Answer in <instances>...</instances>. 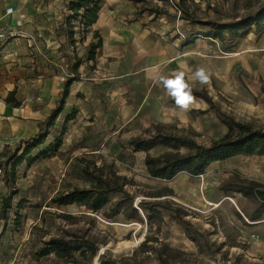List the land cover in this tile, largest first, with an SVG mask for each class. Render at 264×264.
I'll list each match as a JSON object with an SVG mask.
<instances>
[{
	"label": "rangeland",
	"instance_id": "rangeland-1",
	"mask_svg": "<svg viewBox=\"0 0 264 264\" xmlns=\"http://www.w3.org/2000/svg\"><path fill=\"white\" fill-rule=\"evenodd\" d=\"M67 1L0 0V10L13 5L12 19L31 20L42 39L49 40L58 29L66 35ZM181 1L198 23L182 17L177 8ZM262 4L264 0H101L100 29L109 40L98 65L99 79L94 86L89 79L86 98L68 105L31 155L60 135L64 117L75 110L61 146L31 165H16L13 184L0 171V204L14 189L12 204L23 199L18 224L13 222L14 210L0 218V264H53L52 255L36 260L33 252L49 235L83 229L97 246L92 264H264V213L252 220L258 201L237 192L250 180L264 184V156L230 157L211 163L196 177L180 172L167 181L150 177L143 160L146 154L157 156L170 148L145 152L129 145L131 139H148L158 130L208 146L227 132L226 122L264 128V30L251 26L245 36L224 32L223 40H210L204 36L210 27L203 24L238 19ZM135 22V32L128 34ZM72 24L81 37V26ZM188 43L192 45L184 50ZM197 67L209 70L207 83L193 78ZM86 69L90 77L93 68L87 63ZM178 71L209 102L193 95L195 107L181 110L160 83L161 76ZM9 76L15 81L20 77ZM7 77L0 70V103L10 86H2ZM27 90L20 93L29 100L41 95L37 87ZM22 109L17 111L21 115L11 116L13 129L2 132L10 139L5 145L0 142V154L12 151L21 132L26 140L45 131L31 121L46 120L47 101ZM98 168L103 178L116 176L115 185L128 193L122 205H116L124 198L120 191L110 193L107 206L97 212L53 202L73 188H88L92 181L85 169L98 174ZM162 194L168 195L157 197Z\"/></svg>",
	"mask_w": 264,
	"mask_h": 264
},
{
	"label": "trees",
	"instance_id": "trees-1",
	"mask_svg": "<svg viewBox=\"0 0 264 264\" xmlns=\"http://www.w3.org/2000/svg\"><path fill=\"white\" fill-rule=\"evenodd\" d=\"M101 0H68L66 8L68 14L65 15L64 23L67 28V37L73 42L74 24L76 21L85 33L89 31L93 23L101 14ZM183 12V18L191 24L198 23L193 19L187 10L183 7L182 1L177 6ZM159 13V12H158ZM210 27V30L204 35L210 38L223 40V33L231 35L245 36L249 33L251 26L257 30H264V4L251 14L242 16L238 19L230 18L229 21H211L207 20L203 23ZM81 31V32H82ZM96 42L88 44L87 60H94L96 50L101 46L102 40L95 32ZM196 37V36H195ZM80 59H76L72 64L73 68L79 66ZM71 80L64 85L58 103L51 110L44 123V132H40L36 137L26 140L21 139L11 152H3L0 154L2 162H0V171L3 172L4 180L8 184L14 183L15 167L19 163L26 162L31 165L40 157H46L49 153L56 152L62 143V135L65 133V125L69 120L75 117V110H72L63 119L60 135L55 137L53 141L48 143L44 148L37 150L35 156L31 155L34 148L44 143L48 132L46 131L53 124L58 114L63 110L64 100L68 96V88ZM192 95L199 96L209 102V99L199 92L192 90ZM6 103H10L14 107L19 106L13 96V92H9L5 98ZM227 132L219 139L213 141L208 146L197 144L192 139L174 135L171 133H163L157 131L148 139L135 137L129 141L131 149L134 151L148 152L156 146H164L170 148L171 151L164 152L157 156L146 154L143 162L145 169L150 177L163 180H171L178 173L185 172L190 177H196L203 174L206 168L213 162L223 161L234 156H264V128H254L248 123H240L235 121L226 122ZM185 148L186 153H180L179 149ZM10 165V170L7 166ZM98 174H93L85 169V173L90 177L92 183L88 188H73L66 193L57 195L53 202L57 205L76 203L85 206L89 211H100L109 203V194L120 191L124 194V198L116 205L123 204V200L128 198V193L123 192L122 186L114 183L113 179L103 178L101 169H97ZM170 191V190H168ZM17 192L16 189L8 195L2 197L0 204V218L6 219V213L14 210V224H18L20 220L19 209L22 207L23 199L12 204V197ZM244 197L257 200L259 205L254 210L252 220H257L261 213H264V184L250 180L246 186L240 187L237 191ZM168 194L157 195L164 196ZM179 223H182V221ZM183 224H187L184 223ZM188 231V230H187ZM188 237L195 240V236ZM97 253V246L94 241L86 236V230L80 232L61 230L59 235H49L47 240H43V244L38 250L33 252V257L39 260L42 257L52 255L53 264H92V259ZM101 262V261H100Z\"/></svg>",
	"mask_w": 264,
	"mask_h": 264
},
{
	"label": "crops",
	"instance_id": "crops-1",
	"mask_svg": "<svg viewBox=\"0 0 264 264\" xmlns=\"http://www.w3.org/2000/svg\"><path fill=\"white\" fill-rule=\"evenodd\" d=\"M8 6L12 7L13 12L12 14L5 15L4 10ZM15 14L16 9L11 4L4 6L0 10V22L13 32V35L5 44L4 51L6 54L0 58V70L3 69V71L8 74L7 80L2 86L10 85L5 91H8V93L13 92L15 100L19 102V106L17 107H14L10 103H6L5 96L8 93H5L4 101L0 103V142H3L4 145L7 144L5 139L9 140L10 136L2 132H5L9 127L10 129L12 128L11 123L13 122L10 120L12 118L11 116L19 115L20 113L17 111H24L22 108L25 105L33 107L40 101L45 100L48 106V110L45 112L47 118L51 110L58 103V97L61 96L62 89L68 80H71V83L68 88V96L65 99L66 103H64L63 110L58 114L57 118L67 109L68 105L73 103V101H81L82 98L85 99L88 90V81L90 79L93 86L97 83L99 79L98 65L100 59L106 56L104 51L106 49L108 50V36L102 34L100 29L102 22V20H100V14H98V19L92 24L89 31L85 33V37L82 32L81 37L77 35V31L74 32L72 43L67 37V30L64 36L61 29H58L54 36H50L49 40H43L41 33L34 29L35 25L31 20L20 19L18 22L17 19H12ZM136 24L138 25V22L128 27L129 29H126V32H128V34L134 33ZM62 26L61 24V28ZM111 26L114 27V24H111ZM75 28L76 26H74V29ZM92 32L93 35L96 32L100 36L102 44L97 49L98 54H95L94 60H87L88 44L97 41L96 37H92ZM137 32H140V30H137ZM88 34H90V36H88ZM207 38L211 40L210 37ZM66 39H68V42ZM191 45V43L185 45L183 49L186 50ZM111 48H113V46H111ZM76 59H80V63L75 69L72 67V64ZM87 63L93 68L92 71H90V77L87 75ZM58 65L65 66V68L60 69ZM10 73H16L17 77L20 76L19 79L17 81L13 80V78L9 76ZM189 85L193 87L191 83H189ZM36 87L38 92H41V95L38 94L35 100H29L20 93V91L24 89L30 90L36 89ZM42 90H46L45 94L42 93ZM90 100H93V96L90 97ZM148 103L150 104V101H148ZM156 104L157 103L152 102L150 106H155ZM194 107L195 106L191 104L189 109ZM164 113L165 112L162 111V114ZM31 122L35 124L37 129L42 128L45 123L41 118H37V120ZM13 134L16 135V131H14ZM25 137L28 136H25L23 132H21L18 138L24 139Z\"/></svg>",
	"mask_w": 264,
	"mask_h": 264
},
{
	"label": "clouds",
	"instance_id": "clouds-1",
	"mask_svg": "<svg viewBox=\"0 0 264 264\" xmlns=\"http://www.w3.org/2000/svg\"><path fill=\"white\" fill-rule=\"evenodd\" d=\"M193 78L201 84H205L209 81L210 72L204 67H197ZM160 83L181 110L187 111L189 109L195 97L192 95V88L185 81V73L183 71H178L171 76H161Z\"/></svg>",
	"mask_w": 264,
	"mask_h": 264
},
{
	"label": "built area",
	"instance_id": "built-area-1",
	"mask_svg": "<svg viewBox=\"0 0 264 264\" xmlns=\"http://www.w3.org/2000/svg\"><path fill=\"white\" fill-rule=\"evenodd\" d=\"M12 12L13 9L11 6L6 7L4 10L5 15L12 14ZM12 35L13 32L0 22V58L6 54V52L4 51L5 44ZM58 67L60 69L65 68V66H61V65H58Z\"/></svg>",
	"mask_w": 264,
	"mask_h": 264
}]
</instances>
